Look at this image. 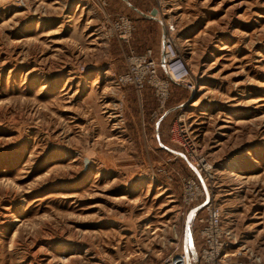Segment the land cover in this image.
<instances>
[{
    "label": "rangeland",
    "instance_id": "obj_1",
    "mask_svg": "<svg viewBox=\"0 0 264 264\" xmlns=\"http://www.w3.org/2000/svg\"><path fill=\"white\" fill-rule=\"evenodd\" d=\"M126 1L157 15L121 0H0V264H160L176 249L196 264L181 207L194 174L170 138L181 116L236 247L264 260V0ZM119 14L128 42L108 37ZM156 21L176 29L194 90L169 84L160 108L146 86L140 107L144 90L111 80L129 56H156Z\"/></svg>",
    "mask_w": 264,
    "mask_h": 264
},
{
    "label": "built area",
    "instance_id": "obj_2",
    "mask_svg": "<svg viewBox=\"0 0 264 264\" xmlns=\"http://www.w3.org/2000/svg\"><path fill=\"white\" fill-rule=\"evenodd\" d=\"M108 28V37H116L124 42H128L133 31L132 22L123 14H119L110 22ZM177 35L173 25L165 26L160 56H154L151 51L141 56H129L126 59V71L114 75L111 80L112 89L121 91L126 86H133L140 94L146 86H150L155 90L160 108H163L167 99L169 84L194 90L191 68ZM181 117L170 130V138L179 145L183 160L194 174L193 177L183 178L181 181V207L189 214L190 209L200 203L202 212L195 218L200 227L196 233L200 246L195 263L264 264V260L253 250L236 247L239 242L233 221L228 220L222 207L208 191V182L213 178V165L198 152L195 137ZM160 264H190V256L188 251L176 249Z\"/></svg>",
    "mask_w": 264,
    "mask_h": 264
},
{
    "label": "crops",
    "instance_id": "obj_3",
    "mask_svg": "<svg viewBox=\"0 0 264 264\" xmlns=\"http://www.w3.org/2000/svg\"><path fill=\"white\" fill-rule=\"evenodd\" d=\"M122 2H124L125 4H127V6L129 8L132 9V11L136 12L138 15H140L142 18L146 19V20H153L152 18H150L148 15H144L141 11H139L138 9H136L134 6L130 5L127 3L126 0H121ZM156 23L158 24V29H159V44H160V50H158V52L156 53V57H159L160 56V53H161V49H162V41H163V35H164V27L163 25H161V23H159L158 21H156ZM146 93H149L151 94L149 88H146L143 93L140 95V107H142V103H143V98L145 97ZM148 96V94L146 95ZM171 109H168L167 112L165 113H168L170 112ZM165 113L162 115V117H160L157 121L154 122V125H153V134L155 136V139H156V130H157V125L159 126V122H161V120L163 119V116L165 115ZM143 116V115H142ZM164 149H167L166 147H163ZM168 152L171 153V154H175L176 152L173 151V150H170L168 149ZM179 155H182L181 154V151H180V154ZM199 206H194L193 208L190 209L189 211V214L187 215V221L186 223L188 224L189 222H191V233L192 235L193 234H196L200 227L196 224V221H195V218L199 215V214H202L200 208L198 209ZM198 238V237H197ZM199 246H200V240H199Z\"/></svg>",
    "mask_w": 264,
    "mask_h": 264
},
{
    "label": "water",
    "instance_id": "obj_4",
    "mask_svg": "<svg viewBox=\"0 0 264 264\" xmlns=\"http://www.w3.org/2000/svg\"><path fill=\"white\" fill-rule=\"evenodd\" d=\"M156 15H157V11H156V9H152V10L150 11L149 17H150V18H154Z\"/></svg>",
    "mask_w": 264,
    "mask_h": 264
}]
</instances>
